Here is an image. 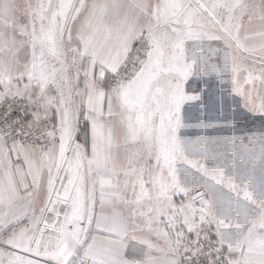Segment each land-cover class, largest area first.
<instances>
[{"label":"snow or ice","instance_id":"obj_1","mask_svg":"<svg viewBox=\"0 0 264 264\" xmlns=\"http://www.w3.org/2000/svg\"><path fill=\"white\" fill-rule=\"evenodd\" d=\"M0 264H264V0H0Z\"/></svg>","mask_w":264,"mask_h":264}]
</instances>
